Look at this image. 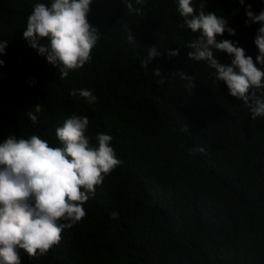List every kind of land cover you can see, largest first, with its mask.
Returning <instances> with one entry per match:
<instances>
[{"label":"trees","instance_id":"trees-1","mask_svg":"<svg viewBox=\"0 0 264 264\" xmlns=\"http://www.w3.org/2000/svg\"><path fill=\"white\" fill-rule=\"evenodd\" d=\"M52 2L0 0V42L8 41L0 55V142L36 134L60 146L55 129L76 114L89 118L93 145L97 133L112 136L122 163L84 203L85 217L46 255L21 252V264H264V116L251 119L215 69L188 58L200 33L180 27L178 0H130L139 15L124 0H92L88 20L100 38L91 60L63 79L23 38L34 5ZM201 2L235 30L217 42H238L255 62L260 24H246L245 7L259 13L264 0H192L197 15ZM153 46L161 55L145 67ZM177 48L179 55H167ZM213 53L225 65L233 58ZM179 72L195 77L193 89L172 76ZM73 89H88L97 101L72 96ZM36 104L33 124L27 113ZM199 147L205 152L193 151Z\"/></svg>","mask_w":264,"mask_h":264},{"label":"clouds","instance_id":"clouds-1","mask_svg":"<svg viewBox=\"0 0 264 264\" xmlns=\"http://www.w3.org/2000/svg\"><path fill=\"white\" fill-rule=\"evenodd\" d=\"M136 2L141 4L143 0ZM239 2L244 5V0ZM91 3L92 0H53L50 7L37 3L27 18L23 38L58 68L62 79L70 70L81 68L91 60V51L100 38L99 28L88 20ZM124 4L130 14H141V9L134 7L130 0H124ZM205 6L204 2L200 3L197 15L192 0H178L177 11L183 19L180 27L200 33L187 45L192 49L188 58L206 61L215 69L216 79L226 84L229 94L250 108L251 119L264 116V91L257 94L258 90H264V10L255 13L250 4L245 7L246 24H260L254 41L258 48L254 62L237 46L238 42L227 39L217 42V36L225 32L235 35V30L228 27L224 16L206 13ZM42 38H48L49 45H41ZM127 39L132 42L134 37L130 33ZM7 43L0 42V55L5 53ZM213 49L233 57L231 63L222 64ZM179 51V48L168 50L167 55L174 57ZM160 55L153 46L141 63L147 67ZM4 63L0 59V66ZM154 74L161 76L159 69L154 68ZM175 75L186 81L188 88L195 87L194 76L182 72L172 74ZM77 94L89 104L97 101L88 89L70 92L72 96ZM40 112L36 104L34 112L27 113L33 124L38 123ZM88 126L87 116L68 117L55 129L60 146H52L36 134L28 138L10 135L0 142V264H21V252L36 258L46 255L60 242L64 229L85 217L84 203L95 194L105 176L121 165L111 146L112 136L97 133L98 143L93 145L86 135ZM193 151L205 152V149L199 147ZM111 218L119 219V214L113 211Z\"/></svg>","mask_w":264,"mask_h":264}]
</instances>
